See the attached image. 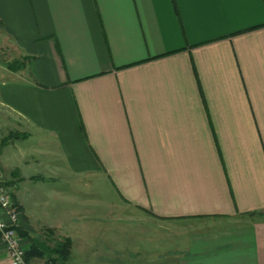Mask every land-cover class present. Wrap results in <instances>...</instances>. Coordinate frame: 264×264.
Masks as SVG:
<instances>
[{
	"label": "crops",
	"instance_id": "1",
	"mask_svg": "<svg viewBox=\"0 0 264 264\" xmlns=\"http://www.w3.org/2000/svg\"><path fill=\"white\" fill-rule=\"evenodd\" d=\"M1 43L0 141L22 136L0 180L29 263L69 237L64 264H132L106 257L121 238L91 244L97 205L49 184L100 174L118 206L174 226L156 253L172 264H264V0H0Z\"/></svg>",
	"mask_w": 264,
	"mask_h": 264
},
{
	"label": "rangeland",
	"instance_id": "2",
	"mask_svg": "<svg viewBox=\"0 0 264 264\" xmlns=\"http://www.w3.org/2000/svg\"><path fill=\"white\" fill-rule=\"evenodd\" d=\"M15 49V48H14ZM11 50V48H9ZM6 48L4 43L0 44V76L4 73L3 67L5 63V57L3 56ZM16 52V49H15ZM23 59V58H22ZM22 59L15 57L14 66L17 69H21L23 66ZM17 62V63H16ZM12 67V68H15ZM10 68V67H8ZM11 128H5L2 126L1 131L4 133L10 130ZM22 133H19V135ZM4 136L0 141V148H2V143L6 142ZM18 135V136H19ZM13 136L12 138H14ZM19 138V137H18ZM49 148H56V141L49 140L47 143ZM80 180L72 179V176H63L57 178L56 180H50L49 184L54 185L56 189L63 190L64 195H67V190L70 188L73 190L79 191L78 197L79 199H75V201L79 202H88L93 205H97L93 210V213L90 215V219H85V226L90 229V232L94 238L91 241V244H97L96 250L100 251L102 246L100 244L104 243H116L114 239L116 237L123 239V246L117 244L110 245V250H106V257H114V255H121L123 257V253L135 252L132 256L125 255L123 258L130 260L132 264H172L173 254L169 253L168 255H156L159 251L171 249L174 246V236H175V228L173 225L167 223L166 221H159L157 219L150 218L151 215L146 212L143 213L138 209H134L128 207L125 209V204L121 207L120 199L116 194L114 189H111L108 185V181L103 178L100 174H95L94 176H89L88 178H83L80 175ZM87 186H84V185ZM77 202L78 207L80 203ZM107 203L106 207H102L101 203ZM55 208L63 209L65 212L68 209H72L67 207V205H63L57 200H53L52 202ZM110 203V205H108ZM77 208H73L75 211ZM112 210V212H111ZM35 210H28L27 213L29 215V220L32 222L31 224L34 227L40 226V223L37 224V218L32 214ZM105 217V220L101 218ZM63 216L52 221H62ZM66 218H64L65 221ZM40 220V218H39ZM83 222V220L81 221ZM52 223H47V226H51ZM81 225V224H80ZM79 225V226H80ZM63 229L70 228L64 224ZM59 234L62 232L59 229H55ZM94 243V244H93ZM121 246L122 249L119 248ZM94 248V249H95ZM115 248H119L115 250ZM173 249V248H172ZM171 249V250H172ZM117 251V252H116ZM138 251V252H136ZM100 264V263H98ZM111 264H120L118 262H112ZM124 264V263H123Z\"/></svg>",
	"mask_w": 264,
	"mask_h": 264
},
{
	"label": "built area",
	"instance_id": "3",
	"mask_svg": "<svg viewBox=\"0 0 264 264\" xmlns=\"http://www.w3.org/2000/svg\"><path fill=\"white\" fill-rule=\"evenodd\" d=\"M19 213L11 195L0 180V239L7 251L10 264H32L25 259V249L18 232Z\"/></svg>",
	"mask_w": 264,
	"mask_h": 264
},
{
	"label": "trees",
	"instance_id": "4",
	"mask_svg": "<svg viewBox=\"0 0 264 264\" xmlns=\"http://www.w3.org/2000/svg\"><path fill=\"white\" fill-rule=\"evenodd\" d=\"M14 63H15L14 61L11 62L10 66L14 67L13 66ZM18 135L19 133H9L5 138V141L10 140L13 136L18 137ZM19 136H22V134H20ZM70 246H71V240L69 237H64L63 239L56 241L54 247L52 248V251L55 255L53 257H49L48 260L52 264H64L69 257ZM29 254H30V250L26 251V255H25L26 259Z\"/></svg>",
	"mask_w": 264,
	"mask_h": 264
}]
</instances>
